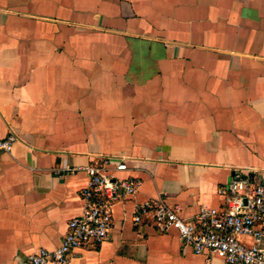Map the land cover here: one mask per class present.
Here are the masks:
<instances>
[{
    "label": "crops",
    "instance_id": "1",
    "mask_svg": "<svg viewBox=\"0 0 264 264\" xmlns=\"http://www.w3.org/2000/svg\"><path fill=\"white\" fill-rule=\"evenodd\" d=\"M8 135L0 264L59 246L87 184L68 169L100 158L141 184L68 264H225L131 218L162 201L190 219L222 207L233 174L264 182V0H0Z\"/></svg>",
    "mask_w": 264,
    "mask_h": 264
},
{
    "label": "built area",
    "instance_id": "2",
    "mask_svg": "<svg viewBox=\"0 0 264 264\" xmlns=\"http://www.w3.org/2000/svg\"><path fill=\"white\" fill-rule=\"evenodd\" d=\"M15 140L14 135L0 139V153H9ZM127 170L125 161L110 158L69 168L70 173H83L87 179L81 191V213L68 221L57 248H39L25 264H68L74 251L106 240L112 227V207L134 196L141 184L138 179L119 176ZM220 194L224 197L220 209L201 207L190 219L181 218L162 201L145 202L135 208L132 226H139L145 216L159 233L175 230L182 246L195 255L217 257L225 264H264V182L251 184L235 173Z\"/></svg>",
    "mask_w": 264,
    "mask_h": 264
}]
</instances>
